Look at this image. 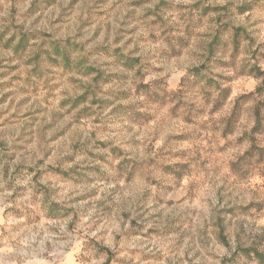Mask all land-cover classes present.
<instances>
[{"label": "rangeland", "instance_id": "1", "mask_svg": "<svg viewBox=\"0 0 264 264\" xmlns=\"http://www.w3.org/2000/svg\"><path fill=\"white\" fill-rule=\"evenodd\" d=\"M66 40L96 73L36 66ZM255 64L264 0H0V264H259Z\"/></svg>", "mask_w": 264, "mask_h": 264}, {"label": "trees", "instance_id": "2", "mask_svg": "<svg viewBox=\"0 0 264 264\" xmlns=\"http://www.w3.org/2000/svg\"><path fill=\"white\" fill-rule=\"evenodd\" d=\"M203 14L207 13L206 7L202 9ZM212 11H219V9L212 8ZM240 29H233L230 44L234 46V49L238 48V38L240 36ZM24 48V38L20 40L19 44L16 46L15 50H22ZM80 53L77 50V45L71 43L69 40L66 41H50L47 43V49L39 48V50L34 54L33 61H35L36 66H38L39 61L45 58L46 60H50L54 63H59L61 66L67 69H81L83 68L84 73L89 75L91 73H96L95 68L83 66L86 63V60L83 57L78 55ZM43 56V58H42ZM121 59V64L130 68H134L137 64V59H132L128 57L119 56ZM204 65L199 68H194V70L190 71V75L196 79L198 82L205 83L206 85H210L211 82L205 75H203L202 70ZM98 74V73H97ZM248 74L251 75L254 79H257L260 83L256 87L253 93L247 94V96H242L239 100H237L236 105L231 113V117L228 120V125L231 122H234L239 115V110L241 105L247 103V101L252 98V96H262L264 94V71L258 65H251L248 69ZM218 89V101L222 103L227 99L228 91L226 89ZM241 103V104H240ZM260 106L264 107L262 102H258L253 108L254 114V124L250 129L249 133V141L252 142L248 151L239 159L240 162L249 165L252 160L257 161L258 165H261L264 159V148L259 147L255 143V136L264 134V120L260 114ZM264 166V165H263ZM261 176L264 177V170L262 169ZM238 251L245 256L248 260H252L258 262L259 264H264V254L258 252L256 249H238Z\"/></svg>", "mask_w": 264, "mask_h": 264}]
</instances>
